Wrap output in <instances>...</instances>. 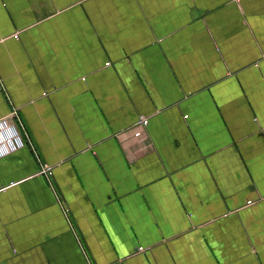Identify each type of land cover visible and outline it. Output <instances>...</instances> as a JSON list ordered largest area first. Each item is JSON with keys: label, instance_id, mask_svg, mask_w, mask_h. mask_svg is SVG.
<instances>
[{"label": "crops", "instance_id": "1", "mask_svg": "<svg viewBox=\"0 0 264 264\" xmlns=\"http://www.w3.org/2000/svg\"><path fill=\"white\" fill-rule=\"evenodd\" d=\"M13 113L0 264H264V0H0Z\"/></svg>", "mask_w": 264, "mask_h": 264}, {"label": "built area", "instance_id": "2", "mask_svg": "<svg viewBox=\"0 0 264 264\" xmlns=\"http://www.w3.org/2000/svg\"><path fill=\"white\" fill-rule=\"evenodd\" d=\"M14 119H16L15 113L12 114L11 118L0 121V157L7 156L24 145L20 128ZM139 124L145 127L148 125V121L140 118ZM40 173L50 178L51 169L46 165L42 166ZM142 251L141 249L138 250V252Z\"/></svg>", "mask_w": 264, "mask_h": 264}]
</instances>
